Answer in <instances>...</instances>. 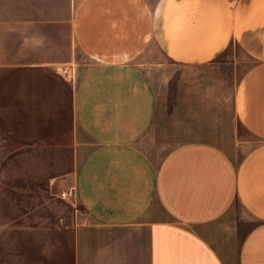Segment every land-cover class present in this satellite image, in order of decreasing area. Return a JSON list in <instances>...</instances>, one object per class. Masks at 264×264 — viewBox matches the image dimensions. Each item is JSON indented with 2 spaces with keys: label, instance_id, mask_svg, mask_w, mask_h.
Masks as SVG:
<instances>
[{
  "label": "crops",
  "instance_id": "0c3cea01",
  "mask_svg": "<svg viewBox=\"0 0 264 264\" xmlns=\"http://www.w3.org/2000/svg\"><path fill=\"white\" fill-rule=\"evenodd\" d=\"M70 31L80 55L50 72L67 103L11 104L67 110L74 195L48 235L64 240L12 242L45 236L0 211V264H264V0H76ZM233 41L241 72L216 58ZM41 67L4 61V93ZM30 133L12 153L57 157V131Z\"/></svg>",
  "mask_w": 264,
  "mask_h": 264
},
{
  "label": "rangeland",
  "instance_id": "374dc122",
  "mask_svg": "<svg viewBox=\"0 0 264 264\" xmlns=\"http://www.w3.org/2000/svg\"><path fill=\"white\" fill-rule=\"evenodd\" d=\"M75 1L0 0V211L4 218L3 224L10 221L7 225L9 228L5 227L6 229L34 231L37 232L35 236H45L39 238L21 235L18 239L11 238L12 242L24 241L27 247L35 242L52 247V241H56L57 245L64 240L59 236L50 239L48 235L49 232L58 233L51 231H58V215L70 208L65 201H69V197L61 195L66 190L62 178L71 169L68 114L64 107L58 111L46 108L35 112L19 111L12 108L11 104L17 103V97L29 96L33 99L36 96L37 99L40 98V104L44 103L48 107V104L51 105L48 102L56 103L57 100L53 102L54 95L62 96L64 100L61 102L67 103L68 88H59L57 94L52 93L59 86L56 83L58 78L50 72L67 77L68 62L72 56L80 55L73 46L70 31V14ZM158 1L148 0L152 5ZM229 1L234 3L235 0ZM18 58L23 62L39 60L43 63L41 70L44 71L34 78H25L20 83L22 91L30 90V94L4 93V61ZM216 58L236 60L238 72L252 63V59L235 41L230 42ZM15 88L17 87L14 85L9 90ZM50 130L57 131V157L43 156L48 152L41 150V147L11 152L14 144L22 141L25 134L31 135V131H37L42 134L39 137L46 140ZM55 137L51 133V139ZM250 141L248 145L254 142ZM174 144L176 142L169 141L168 147ZM55 172L57 178L51 181ZM24 212L31 215L20 218Z\"/></svg>",
  "mask_w": 264,
  "mask_h": 264
},
{
  "label": "built area",
  "instance_id": "2783aa9c",
  "mask_svg": "<svg viewBox=\"0 0 264 264\" xmlns=\"http://www.w3.org/2000/svg\"><path fill=\"white\" fill-rule=\"evenodd\" d=\"M61 195L63 196V197H72L73 195H74V190H73V187H70V188H68V189H66V190H63L62 192H61Z\"/></svg>",
  "mask_w": 264,
  "mask_h": 264
}]
</instances>
